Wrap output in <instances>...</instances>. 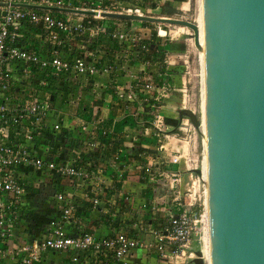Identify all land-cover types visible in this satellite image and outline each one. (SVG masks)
Returning <instances> with one entry per match:
<instances>
[{
  "label": "built area",
  "instance_id": "2783aa9c",
  "mask_svg": "<svg viewBox=\"0 0 264 264\" xmlns=\"http://www.w3.org/2000/svg\"><path fill=\"white\" fill-rule=\"evenodd\" d=\"M168 1L0 0V264H56L52 257L62 252V264H126L133 251L149 245L165 264H185L198 256L194 242L197 235H201L202 242L205 238L208 198V178L203 177L206 136L200 128L204 112L200 109L196 114L200 127L184 116L172 132L167 129L163 105L171 102L177 87L172 81L171 65L178 63L188 73L189 55L183 51L179 60L165 55V70L159 69L155 75L135 73L133 82L117 85L118 71L127 69L141 52L150 51L148 40H152L153 32L138 30L139 20L126 22L106 16H153L151 13H161ZM139 22L143 28V21ZM155 32L163 41L171 34L162 25ZM104 37L118 49L105 46ZM163 41L160 45L170 49V44ZM105 75L116 84L113 93L119 100L140 105L152 100L150 116L156 148L160 158L165 159L161 168L150 158L142 174L152 184L163 180L172 207L167 222L150 230L154 239L150 244L125 227L112 235L99 236L86 214H78L76 197H82L79 191L85 192L84 198L94 208L103 203L104 168L94 167L90 155L101 146L113 145V130L93 129L87 122L82 129L89 134L92 131L90 138L71 148L67 155L61 147L55 148L63 134L64 114L51 96L64 94L65 84L99 88L100 78ZM202 79L200 75V107ZM187 86V80L181 78L178 87L183 94V108H187ZM196 131L202 137L201 156L193 151ZM137 141L134 138L132 145ZM44 189L51 190L45 208L34 207ZM32 207L47 222L36 226L28 220L24 212ZM79 224L84 228L81 232L70 230Z\"/></svg>",
  "mask_w": 264,
  "mask_h": 264
},
{
  "label": "water",
  "instance_id": "95a60500",
  "mask_svg": "<svg viewBox=\"0 0 264 264\" xmlns=\"http://www.w3.org/2000/svg\"><path fill=\"white\" fill-rule=\"evenodd\" d=\"M106 16L186 26L199 45L193 21ZM203 19L211 264H264V0H203ZM184 116L200 127L192 109Z\"/></svg>",
  "mask_w": 264,
  "mask_h": 264
},
{
  "label": "crops",
  "instance_id": "0c3cea01",
  "mask_svg": "<svg viewBox=\"0 0 264 264\" xmlns=\"http://www.w3.org/2000/svg\"><path fill=\"white\" fill-rule=\"evenodd\" d=\"M139 27L142 26L137 24L138 30L144 33L148 32V30L145 31L146 28L139 29ZM112 49L116 51L118 47H112ZM153 62L154 65L157 64V60ZM149 65L139 54L128 64L127 69L118 71L117 85L133 82L132 74L143 75L147 72L155 75L159 71L148 69ZM175 76L177 77V75H174V81L176 80ZM100 82H102V86L99 85L98 89H93L96 93L93 92L91 86L83 89L78 84H65V90L62 91L64 94L51 96L52 100L57 101V105L64 114V129H67L66 133H69L65 139L68 146L77 147L76 143L81 144L90 138L89 135L92 134V131L89 134L82 129V125L87 122L90 128L108 127L114 133L113 145L111 147L101 146L92 155L94 166L101 165L104 168L106 195L103 203L94 208L84 198L85 192L82 194V191H79L78 195L82 197H76L80 208L78 214H86L90 224L94 227V232L99 236L112 235L125 227L137 237L143 236L142 239L150 244L154 240L150 230L159 229L162 224L167 222V212L172 207L171 194L165 184L162 181L149 183L142 174V167L147 164L150 158H153L156 164L161 159L155 145L157 138L154 136L152 116H150L152 115L150 112L152 100L144 102L142 105L136 102L121 101L113 93L116 84L110 80L109 76H103L100 78ZM82 93H84L85 99H82ZM166 114L168 118L172 116L169 118L170 120L174 119L171 110H166ZM179 120L180 115L178 116ZM78 134L81 135V138H76ZM134 138H138V141L132 145ZM73 147L63 148L61 146L63 151L71 150L70 148ZM117 154H119V158L116 159ZM184 174L187 175V172ZM154 207L157 210L153 211ZM134 216L137 221L128 227L127 222ZM147 218L149 220L145 222ZM83 229V225L79 224L75 228L71 227L70 230L77 233ZM59 255L52 257L56 264H62L61 254ZM126 264L165 263L157 258L154 246L149 245L133 251Z\"/></svg>",
  "mask_w": 264,
  "mask_h": 264
},
{
  "label": "rangeland",
  "instance_id": "374dc122",
  "mask_svg": "<svg viewBox=\"0 0 264 264\" xmlns=\"http://www.w3.org/2000/svg\"><path fill=\"white\" fill-rule=\"evenodd\" d=\"M159 11H155L151 13V15L181 18V19H186L189 21L197 22V23L201 22L200 21L201 20V0L200 1L199 0H170L163 6V10L161 11V13ZM198 18H199V22H198ZM151 23H152L151 25H144V28H146L145 31L150 29L152 32H155V30L157 31V29L159 28V25H162L163 29H167L168 31L171 30V34L168 33L167 39L165 41H163L161 37L156 35V39L153 40L151 43L161 44L162 41L164 42V44L169 43L170 49H165L166 50L165 55H170L172 59L179 60L182 58V52L184 51L189 55V59H190V63H189L190 66L188 67V73L183 72L181 65H177L178 63L177 64L174 63L171 65V70L173 71V74L177 75V77L175 76L176 80L175 81L173 80V83L174 84L176 83L177 87H176V90L173 91L172 93L171 102L169 101V102L163 103L164 108L166 110H171V112L174 115L173 120L169 119V118H172V116H169V118L167 117V126H168L167 129L171 131L172 128L178 129V125H179L178 116L180 115V111L184 109L183 107H181V103H183L182 102L183 94L181 90H179V87H178L180 84L181 78H184L185 80H187V84H188L187 86L188 96L186 97L187 101L184 104L187 106L188 109L195 110L196 114L199 115L200 113L199 112V110L201 109L200 107V91H201L200 90V75L202 76V73H203L201 53L198 47H196L194 43L193 31L191 29L185 27V29L183 30L180 28L181 25H172L168 23L166 24L153 23V22ZM136 24H142V23L139 21H136ZM144 28L139 27V29H144ZM151 65L153 66L149 65L147 68L148 69L151 68L153 71H155V69L157 71L159 69L166 68L165 64L163 63V60L161 63H158L156 65L154 64H151ZM201 100H202V95H201ZM201 106H202V103H201ZM202 112H203V106H202ZM66 135H69V133H66ZM80 136L81 135L78 134V137L76 138H81ZM195 136L196 137L192 139V141L195 142L194 145L196 146L195 149H193V151H194V154L196 155L199 154L201 156L202 149H203L202 137H201V134H199V132L197 131H196ZM155 145L156 147L158 146L157 143ZM66 148H69V147H66ZM68 152L69 150L65 149L63 155H67ZM163 158L164 157H162V159H159V164L161 168L164 166L163 160L165 158L164 159ZM204 173H205V170H204ZM199 188L202 189L201 182L199 184ZM46 192L49 193L50 190H46ZM148 220L149 218H147V220L145 219V222H148ZM136 221H137V218L135 216L131 218L127 222L128 227L133 225ZM142 238L143 236L140 237V239ZM202 247H203V242L201 239V235H197L195 242H194V249L198 253V252H201ZM61 254L63 255L65 254V252H62ZM185 264H194V263L188 261Z\"/></svg>",
  "mask_w": 264,
  "mask_h": 264
},
{
  "label": "trees",
  "instance_id": "16d2710c",
  "mask_svg": "<svg viewBox=\"0 0 264 264\" xmlns=\"http://www.w3.org/2000/svg\"><path fill=\"white\" fill-rule=\"evenodd\" d=\"M169 15H171V14H169ZM123 21L130 22L131 20H123ZM198 22H199V18H198ZM151 24H152L151 22L143 21V25H151ZM155 39H156V32H153L152 40H148L150 51L149 52H141L140 54H141V57H142V59L144 61L149 59L152 62L157 60V63H161L163 58H164V55L166 53V50L160 44L151 43ZM102 41H103L102 43H105V45L108 48L117 47L116 44L108 37H104ZM163 70H165V69H163ZM176 129L172 128L171 131L174 132V131H176ZM66 136H67L66 135V130L63 129L62 137H61L60 141L56 144L55 148H59L61 146H63V148L73 147V146H68L66 144V142H65ZM78 144H80V143H76L75 146H78ZM92 155H93V153L90 156L92 157ZM46 190H49V189L40 190L39 194L37 195V197H36V199H35V201L33 203L34 207L45 208V200L47 199V197L51 193V190H50L49 193H47ZM24 216L28 220L34 222L36 226H41L42 224L47 222V219L45 217H42L40 212L38 210H36L35 208H33V207L26 209V211L24 212ZM189 262H193V260H190Z\"/></svg>",
  "mask_w": 264,
  "mask_h": 264
},
{
  "label": "bare ground",
  "instance_id": "6f19581e",
  "mask_svg": "<svg viewBox=\"0 0 264 264\" xmlns=\"http://www.w3.org/2000/svg\"><path fill=\"white\" fill-rule=\"evenodd\" d=\"M201 22L197 23L199 27V45H196L198 47L200 53H201V59H202V106H203V112L205 111V82H206V71H205V57H206V51H205V37H204V19H203V0H201ZM186 26H180L181 29H185ZM182 31V30H181ZM201 106V111H202ZM205 115V114H204ZM205 118V116H204ZM202 132H204V136H206V122L203 121L202 126L200 127ZM205 144H206V138H205ZM207 154V151H206ZM207 161V157H206ZM207 163L205 164V176L204 179L207 180L208 178V170H207ZM208 203L209 200L207 198V212L205 214L206 223H205V238L203 241V247L201 249L202 256L204 259L205 264H211V256H210V229H209V211H208Z\"/></svg>",
  "mask_w": 264,
  "mask_h": 264
}]
</instances>
